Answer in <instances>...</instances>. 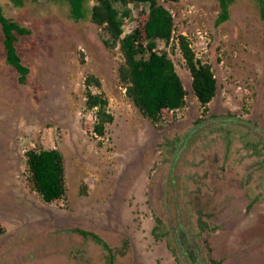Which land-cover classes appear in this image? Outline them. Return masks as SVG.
I'll return each mask as SVG.
<instances>
[{
	"label": "rangeland",
	"instance_id": "rangeland-1",
	"mask_svg": "<svg viewBox=\"0 0 264 264\" xmlns=\"http://www.w3.org/2000/svg\"><path fill=\"white\" fill-rule=\"evenodd\" d=\"M35 1L25 0L13 18L30 17L33 25L16 43L30 69L25 84L7 64L0 24V264H111L103 243L75 229L103 240L113 264H264L259 2L231 0L220 25L219 0L164 4L175 20L174 40L158 41V50L174 62L187 97L185 108L163 111L154 124L126 97L119 47L106 50L109 36L90 21L94 1L79 22L68 1ZM139 13L134 7L126 34L137 28ZM178 35L217 80L207 113L180 49L171 46ZM88 75L100 79L114 116L101 138L86 106ZM42 148L64 157L66 196L52 204L28 183L25 153Z\"/></svg>",
	"mask_w": 264,
	"mask_h": 264
},
{
	"label": "trees",
	"instance_id": "trees-1",
	"mask_svg": "<svg viewBox=\"0 0 264 264\" xmlns=\"http://www.w3.org/2000/svg\"><path fill=\"white\" fill-rule=\"evenodd\" d=\"M60 1V0H59ZM71 8L72 19L76 22L85 18L88 12L86 7L90 0H65ZM90 9V21L101 28L109 36L102 40L106 50L119 47L123 62L119 65L118 76L120 83L125 88L129 101L149 119L156 124L162 120L163 111L175 112L186 106L187 91L179 76L175 64L167 51L158 50V41H163L166 46L171 44L175 28V20L170 10L164 4L174 3L178 0H93ZM231 0H219L222 12L217 20V25L229 19V5ZM260 4L261 17L264 19V0H257ZM15 6L23 5V0H11ZM138 7V26L134 31L125 34L127 24L132 22L130 6ZM145 7H142V6ZM0 24L3 27L7 63L14 66L20 75L19 80L25 84L30 69L26 67L21 57L16 52V43L19 36H30L31 31L21 24L12 21L4 14L0 5ZM177 45L180 49L186 66L192 76V87L198 101L204 108V113L209 111V104L216 97L218 83L211 65L197 58L191 43L184 35H178ZM84 58L82 59V62ZM87 110L94 113L96 122L93 131L96 136L105 135V126L114 122V116L108 111L109 101L101 92L102 83L94 75L85 79ZM94 90L98 92L94 93ZM27 158L28 183L33 192H37L45 204L64 199L66 196L65 163L62 153L56 149H31L25 153ZM160 221H158L159 223ZM154 231L158 232L159 227ZM75 233L83 236H92L97 242L104 244L110 254L113 264L115 256L112 249L97 235L75 229ZM154 232L156 239L160 234ZM5 229L0 226V236ZM127 245V243H126Z\"/></svg>",
	"mask_w": 264,
	"mask_h": 264
},
{
	"label": "crops",
	"instance_id": "crops-1",
	"mask_svg": "<svg viewBox=\"0 0 264 264\" xmlns=\"http://www.w3.org/2000/svg\"><path fill=\"white\" fill-rule=\"evenodd\" d=\"M39 0H37V2H38ZM47 1H49V0H47ZM52 1V0H51ZM33 2H36L35 0H33ZM45 0L44 1H42L41 0V2H39L40 4H42V5H44L45 3ZM53 2L54 1H52L50 4H53ZM58 2H63V0H60V1H58ZM57 2V3H58ZM3 0H0V5L2 6V8H3V10H4V14H5V16L7 17V18H10L12 21H14V22H17V23H19V24H22L21 26L22 27H25L26 29H28V30H30V31H32V29H33V25L31 24V23H29V19H30V17H27V16H24L23 17V19H20V17H19V19H13L14 18V16L15 15H17L18 13H23L25 10H23V9H25L24 7H25V0H23V5L22 6H15V4H13V6H12V8L11 9H6L7 7H5L3 4ZM66 3H68V2H66ZM55 4V3H54ZM69 7H70V5H69ZM8 11V12H7ZM43 12V11H42ZM8 13H11V15H8ZM18 15H21V14H18ZM41 16H45V14H43V13H41ZM36 18V17H35ZM43 18V17H42ZM76 28V27H75ZM74 28V29H75ZM2 30H3V27H2ZM4 33V32H3ZM23 37H25V36H23ZM3 44V43H2ZM15 47H16V52H17V54L21 57V55H20V53H19V49H18V47L15 45ZM22 59V58H21ZM8 64V63H7ZM9 65V64H8ZM11 66V65H10ZM26 66V65H25ZM12 67V66H11ZM27 67V66H26ZM14 68V67H13ZM18 72V71H17ZM18 75H19V78H20V74H19V72H18ZM20 81V80H19Z\"/></svg>",
	"mask_w": 264,
	"mask_h": 264
},
{
	"label": "built area",
	"instance_id": "built-area-1",
	"mask_svg": "<svg viewBox=\"0 0 264 264\" xmlns=\"http://www.w3.org/2000/svg\"><path fill=\"white\" fill-rule=\"evenodd\" d=\"M144 6V5H143ZM135 6H133V5H131L130 6V8H131V10L133 11V8H134ZM135 18H136V16H135ZM137 20V19H136ZM125 34H126V31H125ZM172 40H174V38L172 39Z\"/></svg>",
	"mask_w": 264,
	"mask_h": 264
},
{
	"label": "clouds",
	"instance_id": "clouds-1",
	"mask_svg": "<svg viewBox=\"0 0 264 264\" xmlns=\"http://www.w3.org/2000/svg\"><path fill=\"white\" fill-rule=\"evenodd\" d=\"M124 35H126V34H124Z\"/></svg>",
	"mask_w": 264,
	"mask_h": 264
}]
</instances>
